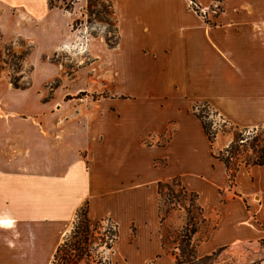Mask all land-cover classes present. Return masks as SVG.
Segmentation results:
<instances>
[{"label": "crops", "instance_id": "0c3cea01", "mask_svg": "<svg viewBox=\"0 0 264 264\" xmlns=\"http://www.w3.org/2000/svg\"><path fill=\"white\" fill-rule=\"evenodd\" d=\"M198 1L206 6L213 0ZM111 2L118 31L112 52L118 75L114 91L120 99L111 100L114 115L101 116L96 126L65 131L70 139H86L85 144L97 137L96 146L74 154L72 149L58 150L56 141L50 140L47 147L10 149L0 126V264H5L2 254L6 250L16 252L18 260H24L26 251H39L42 225L69 226L86 203L90 218L99 211L97 203L114 200L118 209L136 220L139 231L150 232L152 215L155 223L160 219L159 205L153 206V197L149 203L146 193L155 191L159 199L158 184L174 179L197 194L206 218L216 211L221 198L220 220L206 246L216 250L264 239V166L241 168L230 187L229 180L225 185L223 179L229 178L225 165L218 161L225 183L218 187L217 170L210 163L217 161L212 154L218 135L211 147L194 114V107L206 102L230 125L249 130L264 126V0H224V11L215 25L206 24L185 0ZM167 135L166 145L146 150L140 145L142 140ZM227 135L231 144L233 136ZM131 137L146 152L176 150L189 155L181 159L186 169L168 171L167 157H151L150 171L155 176L146 180L130 146H115L116 140L122 144ZM202 152L204 170L197 157ZM161 159L167 165L158 170L153 163ZM201 182L209 183L214 192L211 205L199 190ZM228 185L239 193L224 200L220 191ZM103 212L109 217L99 220L109 218L116 223L109 211ZM7 220L11 223H4ZM24 223L29 227L26 232L20 227ZM13 234L20 236L10 248L4 236ZM27 234L32 242L22 240L21 235ZM52 245L57 249L59 243L52 240Z\"/></svg>", "mask_w": 264, "mask_h": 264}, {"label": "rangeland", "instance_id": "374dc122", "mask_svg": "<svg viewBox=\"0 0 264 264\" xmlns=\"http://www.w3.org/2000/svg\"><path fill=\"white\" fill-rule=\"evenodd\" d=\"M45 1L0 0V126H3L5 137H8L10 149L21 147L27 150L33 145L47 147L52 140L56 141L58 150L68 148L76 154L86 146L95 147L100 140L97 137L88 138L85 144L84 138H68L66 129L76 127L81 130V126L86 129L96 126L101 116L114 115L111 100L120 99L114 91L118 75L114 72L112 55L118 42L116 19L111 0H75L70 12L58 8L49 10ZM185 1L206 24L215 25L216 19L224 11V0H213L206 6L198 0ZM231 3L234 1L228 4ZM201 104L200 108L203 109ZM207 122L218 130L215 144L217 154L229 144L231 139L227 134L233 136L232 133L238 130L216 115L210 114ZM260 137L263 138L262 135ZM115 142V146L122 149H125L124 145L126 149L130 146V152L135 154L137 166L146 174V180L155 176L150 171L151 157H167L170 162L168 171L186 169L181 161L183 157H189L185 153L181 155L176 150L146 152L137 146L134 137L127 138L122 144L119 139ZM168 142L169 135L158 140H142L140 145L146 150ZM250 143L251 140L248 145ZM247 147L241 148V163L248 152L252 154ZM244 149L247 150L242 152ZM197 157L201 170H204L206 158L203 152ZM210 161L217 170V186L224 185L219 171L220 163L218 160ZM153 165L159 170L167 163L161 159L155 160ZM223 179L225 185L228 180L230 184L227 176ZM164 183L166 185L161 187L162 196L159 199L155 191L153 195L150 189L146 193L149 203L153 197V206L159 205L160 219L155 223L156 216L152 215L151 234L148 229L141 228L139 231L135 226L136 220L118 209L114 200H111L112 204L99 202L95 205L99 211L90 215L93 223L109 217L107 212H103L109 211L111 218L119 225V239L113 250L100 251L105 254L101 264H176L177 258L181 262L193 261L194 264H259L264 261V239L228 244L216 250L206 246L214 226L220 220L218 211L221 198L216 204V211L207 213L206 218L204 214L202 216L196 198L184 195L179 185L181 182L165 180ZM198 186L205 194L206 203L213 204L215 197L210 184L201 182ZM228 187L220 191L224 200L227 197L236 198L235 194L239 193L237 188ZM79 211L69 226L42 225L44 230L39 236V251H26L24 260H18L16 252L9 249L2 254L3 262L12 264V259H15L16 264H51L56 252L52 240L59 244L63 242L77 222ZM137 221L142 222L140 219ZM20 227L25 232L29 228L25 223ZM187 229L197 230V233H192V236L188 233L191 242L189 244V239L185 237L182 251L180 242ZM18 235L4 236V244L13 248ZM21 236L25 243L33 241L29 234ZM204 257L208 258L201 260Z\"/></svg>", "mask_w": 264, "mask_h": 264}, {"label": "trees", "instance_id": "16d2710c", "mask_svg": "<svg viewBox=\"0 0 264 264\" xmlns=\"http://www.w3.org/2000/svg\"><path fill=\"white\" fill-rule=\"evenodd\" d=\"M57 2H61V4L58 5ZM47 4L49 9L58 8L70 12L74 7L75 0H47ZM201 105L204 107L203 109L205 111L201 109L200 104H198L194 107V114L200 120L204 133L207 136L211 147H213V144L218 135V130L213 129V124L207 122V119L209 120L210 118V114L218 116L220 119H222L225 123L229 125L230 123L220 117L218 113L215 112L208 103L203 102ZM232 127L237 129L238 131L232 133L233 141L231 142V144L227 148L219 151L217 154L213 153L212 156L214 159L222 162L225 165L227 174L231 181L230 184L234 185L236 175L242 168L243 163V168L264 166V126L252 130L240 129L236 126ZM244 135H246V137ZM261 135L263 136V138L260 137ZM250 140L251 143L250 145H248V142ZM247 146H249V149L250 151H252V154H249L248 152L245 156L246 159H243L244 162L241 163V161L239 162L240 152L242 150L241 148H248ZM246 150L244 149L242 152ZM235 162H237L236 165ZM175 180L180 182L177 179H174L172 181ZM163 184L165 183L162 182L158 184L159 196H162L161 187L163 186ZM179 185H181V190L184 195L189 194V196L195 197L196 200H198L197 194L190 191L188 193L187 188H185L182 183ZM198 208L200 209V211H202L200 206H198ZM78 216V220L74 224L71 232L57 247L51 264H101L105 254L103 252V255L100 251L113 250L114 244L119 239V226L116 223H114L111 219H102L93 223L92 220L89 218L88 203H86L85 206L81 208ZM102 229H104V231H102ZM188 233H190V235L192 233L196 234L197 230H188L186 235L183 236L179 247L182 251L183 248H181V245L186 243L184 241L185 237L189 239V244L191 242L190 235ZM205 258L208 257H204L201 260H204ZM194 263L195 262L193 261L181 262L180 258L176 259V264Z\"/></svg>", "mask_w": 264, "mask_h": 264}, {"label": "bare ground", "instance_id": "6f19581e", "mask_svg": "<svg viewBox=\"0 0 264 264\" xmlns=\"http://www.w3.org/2000/svg\"><path fill=\"white\" fill-rule=\"evenodd\" d=\"M4 223L9 224V223H11V221H8V220H7V221H4Z\"/></svg>", "mask_w": 264, "mask_h": 264}]
</instances>
